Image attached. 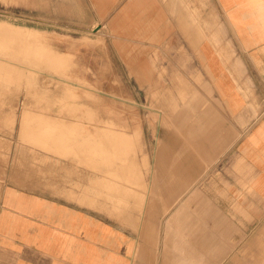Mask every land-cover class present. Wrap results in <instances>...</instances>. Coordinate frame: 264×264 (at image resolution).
Segmentation results:
<instances>
[{"label":"rangeland","instance_id":"1","mask_svg":"<svg viewBox=\"0 0 264 264\" xmlns=\"http://www.w3.org/2000/svg\"><path fill=\"white\" fill-rule=\"evenodd\" d=\"M84 10L86 0H0V188L9 180L113 225L141 248L131 264H224L229 256L217 253V239L202 238L213 234L208 221L216 224V207L203 194L215 170H158L152 203L142 205L156 147L173 149L175 166L187 143L195 160L202 156L203 140L194 137L201 127L187 133L170 125L185 117L177 109L186 102H208L186 96L187 82L212 91L202 80L198 48L189 54L161 47L153 73L131 70L108 60L104 20ZM5 23L31 35L11 33ZM209 37L218 40L216 32ZM155 103L171 105L150 109L160 107ZM160 115L170 123L159 128ZM135 122L142 131L132 138Z\"/></svg>","mask_w":264,"mask_h":264},{"label":"crops","instance_id":"2","mask_svg":"<svg viewBox=\"0 0 264 264\" xmlns=\"http://www.w3.org/2000/svg\"><path fill=\"white\" fill-rule=\"evenodd\" d=\"M86 1L89 10L83 13L97 16L101 25L104 20L112 63L153 73L158 48L184 47L191 54L197 47L202 80L212 88L210 93L187 82V97L201 95L208 102H186L177 109L185 117L170 124L201 127L194 134L203 140L200 160L189 143L176 166L173 149L156 147L142 205L152 203L158 170H215L203 194L216 207V224L208 221L213 234L202 238L217 239V253L229 256L224 264H264V0ZM155 105L160 107L149 108L171 104ZM168 123L161 115L154 120L159 128ZM133 128L132 138L139 137L140 124ZM163 152L169 156L163 159ZM140 249L113 225L56 197L9 180L1 185L0 264H131Z\"/></svg>","mask_w":264,"mask_h":264},{"label":"bare ground","instance_id":"3","mask_svg":"<svg viewBox=\"0 0 264 264\" xmlns=\"http://www.w3.org/2000/svg\"><path fill=\"white\" fill-rule=\"evenodd\" d=\"M0 24L3 25V24H4L3 21H0ZM5 24L7 25L8 23H5ZM6 25H5V26H6ZM8 26H10V28H11V30H10L11 33H13V32H20V33H21V31H23L24 33H25V32L30 33V32H28L29 30L26 31V29H24V28L21 29V27H16V26H14V25H7V28H8ZM3 27H4V26H3ZM4 28H5V27H4ZM7 28H6V29H7ZM10 28H9V29H10ZM18 28H20V29H18ZM0 29H2L1 26H0ZM32 31H33V30H32ZM8 32H9V30H8ZM33 32H34V31H33ZM35 32H36V31H35ZM2 33H3V32H2ZM9 34H10V32H9ZM22 34H23V33H22ZM0 35H1V34H0ZM30 35H31V33H30ZM36 37H37V36H36ZM38 38H39V37H38ZM41 43H42V42H41ZM2 45H3V44H2ZM5 46H6V45H5ZM6 48H7V47H6ZM2 49H3V48H2ZM67 82H68V81H67ZM98 128H99V126H98ZM99 129L102 130V128H99ZM103 129H104V131H105L107 134H109L108 132H111V133H112V130H111L110 127H105V128H103ZM101 130H100V131H101ZM101 132H102V131H101ZM102 133H103V132H102ZM112 134H113V133H112ZM118 134H119V133H118ZM50 136H51V135H50ZM120 136L123 138L124 135H123L122 132L120 133ZM98 139H99V138H98ZM101 140H102V139H101ZM101 140H100V141H101ZM103 141H104V140H103ZM98 142H99V140H98ZM113 142H116V141H113ZM98 144H99V148H98V149H99V152H98V150H97V152H98L99 154H102V153H104V152H107L106 149L104 148V145H102V143H101V144L98 143ZM113 145H114V144H113ZM104 154H105V153H104ZM104 154H103V155H104ZM119 154H120V153H119ZM109 162H110V161H109ZM112 163H113V162H112ZM110 164H111V163H110ZM132 164L134 165V163H132ZM97 165H98V164H97ZM111 166H112V165H111ZM134 166H135V165H134ZM134 166H133V167H134ZM99 167H100V166H99ZM105 169H106V168H105ZM129 169H130V167H129ZM112 170H113V169H112ZM122 170H123V169H122ZM117 172H118V171H117ZM113 173H114V172H113ZM122 180H123V179H122ZM119 195H120V194H119ZM123 195H124V194H123ZM82 197H83V196H82ZM125 197H126V196H125ZM80 198H81V197H80ZM84 198H85V197H84ZM74 199H76V198H74ZM86 203H87V202H86ZM86 203H85V204H86Z\"/></svg>","mask_w":264,"mask_h":264}]
</instances>
